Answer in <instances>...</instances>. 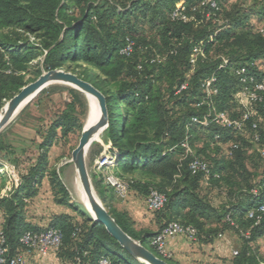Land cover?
<instances>
[{
  "label": "trees",
  "instance_id": "obj_1",
  "mask_svg": "<svg viewBox=\"0 0 264 264\" xmlns=\"http://www.w3.org/2000/svg\"><path fill=\"white\" fill-rule=\"evenodd\" d=\"M215 1L216 7L211 0H0V111L44 71L72 70L107 99L109 125L100 136L103 143L91 146L92 163L110 155L116 159L111 170L129 182L130 191L137 190L146 200L152 189L165 193V208L153 211L165 222L161 229L178 221L197 228L199 240H212L233 228L244 240L235 264H264V255L253 246L264 235V219L256 224L249 218L264 202V157L259 151L264 147V104L241 102L245 86L252 84L238 73L246 68L245 75L264 79L258 64L264 58V29L256 30L251 15L241 9L226 11L227 0ZM179 3L191 20L172 17ZM147 27L155 34L152 40ZM129 38L135 41L134 50L124 55L121 50ZM198 45L204 55L193 63ZM223 58L228 63L222 66ZM212 78L208 92L205 85ZM67 90L64 107L37 128L38 138L32 140L37 160L0 139V170L6 157L20 176L19 184L0 196V232L6 236L9 255L24 253L21 239L26 232L56 227L63 233L57 254L64 264H100L102 257L112 264H144L68 198L59 170L51 166L52 148L60 141L67 145L69 135L84 128L80 115L85 112L80 113L78 105L86 106V96L72 87ZM247 111L252 116L242 131L214 121L221 112L242 119ZM185 140L193 150L190 154L182 145ZM213 145L228 146L227 154L213 156ZM195 158L209 164V174L193 173ZM91 175L100 177V195L122 229L175 264L151 244L158 232L137 231L128 214L110 204L108 191L115 188L105 182L104 174ZM46 177L56 202L70 205L81 219L56 215L47 228L28 221L27 207ZM214 193L221 195L219 200ZM248 229L251 236L246 238L241 231Z\"/></svg>",
  "mask_w": 264,
  "mask_h": 264
},
{
  "label": "rangeland",
  "instance_id": "obj_2",
  "mask_svg": "<svg viewBox=\"0 0 264 264\" xmlns=\"http://www.w3.org/2000/svg\"><path fill=\"white\" fill-rule=\"evenodd\" d=\"M235 9H241L243 12L250 14L252 17L251 22L255 25L256 30H259L260 28L264 29V14H257L258 12L264 11V0H227L226 11L230 12ZM146 34L149 35L150 40L155 37L154 32L149 27L146 28ZM258 64L260 65V69L264 71V58L260 59ZM64 70L73 72L68 68H65ZM68 87L70 88L71 86L58 83L50 85L40 92L0 133L1 141L8 146H11L13 149H17V153L19 154L25 155V152L32 153V146L35 145L24 141V138L27 139L28 137L27 132L29 129L35 130L47 124V122L64 107L70 96L67 90ZM85 96L86 106L83 107L81 104L78 105V111L80 113L85 112L80 115L84 127L85 125H88L92 116L97 112L99 113L100 110L99 103L95 97L88 94H85ZM240 99L241 102L243 101L245 104H249L247 98L241 97ZM8 102L9 100L6 101L3 108L7 106ZM1 114L2 110L0 111V116ZM82 131L83 130L78 129L76 132L71 133L69 135V143L67 145L62 143L63 147L60 150L62 156L57 159V166L59 168L58 170L60 172L61 179L67 188L68 198L72 200V202L77 203L83 212L86 211L90 215V210L82 198L83 185L76 171L75 164L71 161L72 152L80 141ZM37 136L38 135H36V138H38ZM96 143H103V138L101 137V139L96 141ZM203 145L204 143L201 141L198 146L201 147ZM227 150L228 146L225 145H213L212 148L209 149L210 154L220 157L227 154ZM101 156L97 157L95 162L92 163V151H89L87 161L91 174L97 173L98 171L105 175L109 171V169L105 167L98 170L99 168L96 162ZM12 158L15 160L14 154H12ZM2 160L6 163V166L0 170V173L6 172L7 178H0V196L8 194L11 189L17 186L20 182L19 170L16 165L12 162H8L6 157H3ZM262 169L264 170V167H262ZM92 179L99 197L103 200L100 195L101 187H99L98 184L100 182V177L98 176L97 179ZM108 193L113 197V199L116 198L112 190H109ZM213 196L216 200H219L221 195L214 193ZM109 200L111 201L112 199ZM2 221L3 220H0V225Z\"/></svg>",
  "mask_w": 264,
  "mask_h": 264
},
{
  "label": "built area",
  "instance_id": "obj_3",
  "mask_svg": "<svg viewBox=\"0 0 264 264\" xmlns=\"http://www.w3.org/2000/svg\"><path fill=\"white\" fill-rule=\"evenodd\" d=\"M212 1V6L216 7V1ZM210 13L208 14V17ZM172 17L174 19H183L184 21H189L191 18L187 15L186 9L183 3H179L177 5L176 10L173 12ZM263 31V30H262ZM135 46V41L132 39H128L127 44L122 48L121 53L124 55H130ZM204 55L202 51V46L198 45L194 49V53L192 55V62L196 63L198 57L200 55ZM228 63V59L223 58V65ZM242 75V79L245 83H251L252 86H245L244 90L241 93V97H245L249 102H261L264 104V79L256 80L254 77H249L246 74V68H242L238 72ZM215 81V78H212L207 81L206 88L208 92L212 91V83ZM187 83L183 85L182 89L187 88ZM243 102V101H242ZM243 104H245L243 102ZM247 106V104H245ZM252 116L251 111H247L242 119H232L226 113L221 112L216 115L214 121L221 124L224 127L233 128L237 131H242L244 129L246 121ZM198 121V119H194ZM205 125H208V120L204 121ZM254 128H257V123L254 124ZM260 135H255V141H259ZM182 145L186 149V153L190 154L193 152L190 147L189 141L185 140ZM260 153L264 157V147H259ZM98 170L102 168H107L109 171L104 175L106 183L115 188L118 196L121 199H126L130 192V184L128 181L117 177L110 167L116 163V159L110 155H102L98 158L97 162ZM191 170L193 173L203 172L206 174L210 173V166L207 162L200 158H195L191 162ZM256 194L257 191L255 190ZM168 198L165 193L160 192L157 189H152L147 198V204L151 211H161L165 208L167 204ZM249 218L254 219L256 224H259L264 219V202L260 203L255 209H252L249 212ZM235 225V223H232ZM242 236L249 238L251 236V230H242ZM178 235H186L190 239L197 240L199 233L197 228L192 225H184L178 221L169 222L163 229H161L157 235L152 239L151 244L156 248V250L163 255L164 257L170 258L171 253L167 249L168 239L176 237ZM22 243L25 246V253H33L38 252L43 256L48 255L51 251H58L63 242V233L60 229L56 227H49L43 231L26 232L22 239ZM239 252L236 251L235 254ZM9 247L7 245L6 236L3 232H0V264H27L26 259L24 257V253L11 256L10 257ZM100 264H112L111 260L108 257H102L100 260Z\"/></svg>",
  "mask_w": 264,
  "mask_h": 264
},
{
  "label": "crops",
  "instance_id": "obj_4",
  "mask_svg": "<svg viewBox=\"0 0 264 264\" xmlns=\"http://www.w3.org/2000/svg\"><path fill=\"white\" fill-rule=\"evenodd\" d=\"M27 139L24 141L32 143L36 138L37 129H29ZM39 142L38 139L36 141ZM63 144L60 141L55 145L49 155L51 166L59 169L57 159L62 156L60 150ZM34 161L38 159V149L32 153L25 152ZM112 190V189H111ZM110 204L121 212H125L131 218L134 228L137 231H152L157 233L165 223L159 220L157 214L148 207L146 197L137 190L132 189L127 199L119 198L117 192ZM61 214H70L81 217L70 206L58 204L56 202L55 192L49 177L43 180L38 195L30 201L27 207V219L32 224L47 228L54 222V217ZM244 240L239 233L233 228H227L224 232L215 236L212 240H193L186 235H178L168 239L167 249L171 253V259L175 264H235L236 251L242 249ZM253 246L257 251L264 255V235L259 237ZM24 257L27 264H64L56 251H51L48 255L43 256L38 252L25 253Z\"/></svg>",
  "mask_w": 264,
  "mask_h": 264
},
{
  "label": "water",
  "instance_id": "obj_5",
  "mask_svg": "<svg viewBox=\"0 0 264 264\" xmlns=\"http://www.w3.org/2000/svg\"><path fill=\"white\" fill-rule=\"evenodd\" d=\"M65 84L75 88L84 94L94 96L99 103L100 115L92 123L85 125L77 147L72 152V162L80 177L85 192L88 194L92 206L90 217L101 224L130 254L144 264H170L158 257L153 251L147 248L141 241L132 238L117 223L115 218L107 209L104 201L99 197L89 171L87 157L94 142L99 141L105 129L109 125V109L106 96L92 83L84 80L77 74L64 69H53L44 71L35 81L24 86L3 108L4 115L0 120V133L18 115L22 104L32 101L40 92L53 84ZM28 102V103H29Z\"/></svg>",
  "mask_w": 264,
  "mask_h": 264
},
{
  "label": "bare ground",
  "instance_id": "obj_6",
  "mask_svg": "<svg viewBox=\"0 0 264 264\" xmlns=\"http://www.w3.org/2000/svg\"><path fill=\"white\" fill-rule=\"evenodd\" d=\"M91 96H92V95H91ZM93 97H94V96H93ZM29 100H30V99H29ZM29 100L25 101V102L22 104V106L20 107L18 113H19V112H20V111H21V110H22V109L28 104ZM97 101H98V100H97ZM5 109H7V107H6ZM3 115H4V111L2 112V114H1V116H0V120H1V118L3 117ZM99 115H100V110H99V113L97 112L96 114H94V115L92 116V118L90 119V121H89L88 124L92 123L96 118H98ZM99 138H100V136L98 137V139H99ZM82 198H83L84 202L87 204V206H88V208H89V210H90V213H91L92 206H91L90 198H89L88 194L85 192L84 188L82 189Z\"/></svg>",
  "mask_w": 264,
  "mask_h": 264
}]
</instances>
